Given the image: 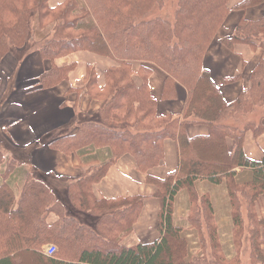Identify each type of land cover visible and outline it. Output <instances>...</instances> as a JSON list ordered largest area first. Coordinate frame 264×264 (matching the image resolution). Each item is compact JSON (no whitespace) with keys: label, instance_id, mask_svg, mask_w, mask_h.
I'll list each match as a JSON object with an SVG mask.
<instances>
[{"label":"trees","instance_id":"1","mask_svg":"<svg viewBox=\"0 0 264 264\" xmlns=\"http://www.w3.org/2000/svg\"><path fill=\"white\" fill-rule=\"evenodd\" d=\"M50 1L0 0V61L32 40L40 57L52 65L36 82L44 89L67 78L73 66L53 62L68 54L89 51L116 65L104 71L100 87L94 68H86L82 86L71 89L101 101L102 106L96 115L75 123L74 133L50 142L53 149L76 153L88 166L65 188L69 209L46 182L31 173L20 176L16 160L4 156L0 145V264H211L209 254L217 264H237L245 227L250 264H264V216L256 210L257 201L264 198V155L252 160L242 146L246 131L254 137L264 133V117L242 119L264 103V58L251 72L250 87L232 102L223 99L202 64L229 11V0H176L171 17L149 15L164 0H58L52 5ZM261 3L264 0H241L234 8ZM46 21L50 25L42 29ZM223 43L264 50V15L257 20L242 17ZM137 62L140 66L134 71ZM148 64L166 75L163 98L174 96L176 84L186 90L180 116L157 115ZM135 72L142 80L139 85L133 79ZM186 123L206 125L208 133L189 136ZM166 138L177 146L176 169L162 179L146 176L159 200V236L150 243L126 246L122 240L131 233L144 197L96 198L93 185L126 153L142 172L157 166ZM198 183L220 187L225 194L216 190L214 205L212 195L200 191ZM180 190L188 196L186 229L173 220ZM223 212L230 217L225 237H231L235 248L230 259L217 222ZM191 229L199 246L195 254L187 237ZM47 245L55 251L46 253Z\"/></svg>","mask_w":264,"mask_h":264},{"label":"crops","instance_id":"2","mask_svg":"<svg viewBox=\"0 0 264 264\" xmlns=\"http://www.w3.org/2000/svg\"><path fill=\"white\" fill-rule=\"evenodd\" d=\"M240 1L229 0V11L214 34L202 60L203 67L209 71L226 102L234 101L240 92L250 87L251 72L259 60L264 58V50L258 46L252 48L247 44L234 43L228 47L223 43L224 38L233 34L236 23L242 17L257 20L264 15V3L246 9H235L234 5ZM53 63L56 66L72 65L73 67L65 80L54 87L44 89L36 82L39 75L49 70L52 65L49 60L40 57L37 49H32L21 57L8 54L0 62V145L4 156L16 160V169L20 176L24 178L31 173L46 182L65 208L69 209L65 188L70 182L79 178L88 166L76 153L65 154L53 149L50 147V142L60 136L74 133L75 123L96 115L102 106L101 101L71 89L82 86L86 77V68L88 66L94 68L96 84L100 87L104 83V71L116 63L108 57L89 51H77L57 58ZM139 66L140 63H134L133 70L137 71ZM146 66L151 71L148 83L150 93L156 100L157 115L180 116L186 96L184 87L176 84L174 96L163 98L165 73L153 64ZM133 79L137 85L142 82L136 72ZM262 122L264 123L263 119ZM184 130L189 136L208 133V127L202 124L186 123ZM231 145L232 141L228 140V146ZM242 146L248 158L261 160L264 155V133L254 137L251 131H246ZM177 160L176 143L166 138L163 141V158L157 166L142 172L137 168L134 157L126 153L111 164L105 176L93 185L96 198L112 199L136 195L144 197L131 233L122 240L124 245L150 243L158 238L159 200L154 195L156 187L146 181V176L164 178L176 169ZM197 186L200 191H209L214 205L217 202L213 193L222 190L225 194L224 189L208 183H198ZM187 198L185 190L178 192L173 215L174 223L184 229L188 227ZM262 205L264 198L256 203L259 215L264 214ZM217 222L220 225V237L224 238L226 235L224 228L230 223L229 214L224 212L219 214ZM188 233L187 237L190 234L193 236V233L189 231ZM192 243L196 244V241Z\"/></svg>","mask_w":264,"mask_h":264},{"label":"rangeland","instance_id":"3","mask_svg":"<svg viewBox=\"0 0 264 264\" xmlns=\"http://www.w3.org/2000/svg\"><path fill=\"white\" fill-rule=\"evenodd\" d=\"M55 1H58V0H51L50 1V4L51 5L54 4ZM175 6H176V0H164L162 6L161 7L155 6L151 10V12H150L149 15L151 16V15H155V14L161 13L162 15L163 14H166V15H168V16L171 17V15L173 14V10L175 9ZM45 23L46 24L44 25V27H42V29H44L45 27H48V25H50V23L47 22V21ZM32 49H35V47H34V45L32 43V40H28L27 39L22 47L16 48V49H12L6 55L10 54V55H14L16 57H21L24 54L29 53ZM261 117H264V103L257 104L256 106H254V109L252 111L247 112V113H245V114L242 115V119L244 121L245 120H248V121H250V120H257L258 121ZM263 120H264V118H263ZM229 121H231V120H229ZM238 122H239V120H238ZM261 208L263 209L262 212L264 213V205H262ZM174 212H175V201H174ZM261 215L264 216V214H261ZM242 216H243V219H244V221L246 223L247 222V213H246V209H245V206L244 205L242 206ZM245 226H247V223H246ZM244 230L245 231H244L243 238H242L241 245H240V249H239L238 263L237 264H250L249 242H248V240L246 238V235L248 234V232H247L246 227H245ZM193 231L194 230H192V229L189 230L190 233H194ZM191 235L192 234H190L189 237L192 239V241H196L194 239V237L191 236ZM221 242H222L223 249H224V252L226 254L227 259L232 258L235 255V251H234L235 248L232 245L231 237L229 236V237L221 238ZM191 247H192V252L194 254L199 251L198 250L199 246H197V244H194V243L191 242ZM209 260H210L211 264H217L215 262L216 259L214 257H211L210 254H209Z\"/></svg>","mask_w":264,"mask_h":264},{"label":"built area","instance_id":"4","mask_svg":"<svg viewBox=\"0 0 264 264\" xmlns=\"http://www.w3.org/2000/svg\"><path fill=\"white\" fill-rule=\"evenodd\" d=\"M54 251H55V247L52 246V245H47V246L45 247V252L48 253V254H51V253H53Z\"/></svg>","mask_w":264,"mask_h":264}]
</instances>
